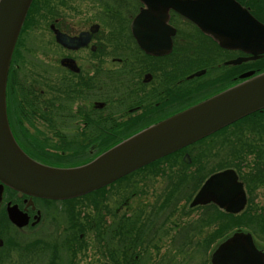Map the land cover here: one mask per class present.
Here are the masks:
<instances>
[{"label":"flooded vegetation","instance_id":"af4514ba","mask_svg":"<svg viewBox=\"0 0 264 264\" xmlns=\"http://www.w3.org/2000/svg\"><path fill=\"white\" fill-rule=\"evenodd\" d=\"M189 8L196 18L173 8L164 12L160 0H34L6 88L8 121L20 147L48 165L83 164L142 128L264 71V0ZM199 142L91 195L49 199L4 186L0 264H211L218 245L242 229H226L225 214L246 210L248 184L232 167L246 204L229 213L215 202L191 206L209 174L201 183L193 176L211 165L226 168L228 150L252 153L253 159L263 151L264 112ZM180 176L197 186L178 201L172 187L185 180ZM12 207L16 219L9 214ZM211 212L217 213V225L208 224ZM163 216L171 217L162 224Z\"/></svg>","mask_w":264,"mask_h":264},{"label":"water","instance_id":"95a60500","mask_svg":"<svg viewBox=\"0 0 264 264\" xmlns=\"http://www.w3.org/2000/svg\"><path fill=\"white\" fill-rule=\"evenodd\" d=\"M32 0H0V197L6 185L18 192L49 199L78 196L200 139L264 108V72L132 134L91 161L73 167L43 164L25 153L9 126L6 107L8 69L21 26ZM161 10L174 8L196 18L190 6L217 8L218 0H160ZM248 75V74H246ZM246 75H243L246 76ZM189 161L187 155L184 157ZM243 184L232 169L211 175L192 205L215 202L229 212L245 204ZM16 208H9L16 219ZM211 264H264V251L249 232H234L211 255Z\"/></svg>","mask_w":264,"mask_h":264},{"label":"trees","instance_id":"16d2710c","mask_svg":"<svg viewBox=\"0 0 264 264\" xmlns=\"http://www.w3.org/2000/svg\"><path fill=\"white\" fill-rule=\"evenodd\" d=\"M33 3V2H32ZM264 112V110L262 111ZM259 111H255L252 114H257V113H262ZM245 118V117H244ZM223 131V128L215 133H213L211 136L219 134ZM204 141V139H202L200 142ZM199 142V143H200ZM228 144H233L232 140L230 139L229 141H227ZM170 156H172V154L167 155L165 157H162L163 160H166L168 158H170ZM162 158L154 161H161ZM253 162L255 163L254 165H256L255 167H257V173H256V179H253V188H257L258 186L261 185V183H264V150H257L256 151V155L255 158L253 159ZM227 165H231L230 163H228ZM125 177V176H124ZM120 178L118 180H116L115 182H120L123 180V178ZM182 178H184L185 180L181 183V182H176L175 185H173L172 189H175L177 191L176 193V198L178 201L182 198H184L187 195V191L189 190L190 192L192 191L193 187L197 184L194 183L193 187H191L192 185H188V177L186 178V176H180ZM194 178V182L197 180V182H199L201 180V175H196L193 176ZM101 189H104V187L92 191L86 195H91L93 193H96L98 191H100ZM190 192L188 194H190ZM170 194V193H169ZM216 212H211L209 219H208V224H214L216 223L217 225V220L215 219L216 216ZM226 216V221H225V227L226 229L228 228H232L234 226H246L247 228L253 229V232L256 234H264V207L262 206H257L255 204V207H253V210H251L249 207L248 209H246L240 216L237 215H232V214H225ZM171 216H163L161 217L162 220V224H164L166 221H168L170 219ZM178 218H181L180 216ZM180 224V223H179ZM132 225H136V221L132 222ZM186 225V223L184 222V226ZM219 229L216 228L214 232H212L211 237H210V241H212L216 235H218ZM134 251H137L136 249H133Z\"/></svg>","mask_w":264,"mask_h":264},{"label":"rangeland","instance_id":"374dc122","mask_svg":"<svg viewBox=\"0 0 264 264\" xmlns=\"http://www.w3.org/2000/svg\"><path fill=\"white\" fill-rule=\"evenodd\" d=\"M232 152L235 153V151L228 150L227 153L230 155L225 156V158H226L225 165L230 163L231 164L230 166L239 168L240 171L243 173V176H245L244 179L247 180L248 189H249V192H248L249 204L247 205V207H249L251 210H253V207H255V204L257 206L264 207V183L261 184L260 186H258L257 188H253V169L250 168L251 167L250 165L253 163V154L245 152L243 150H238V152L235 154H233ZM193 154L195 156V151H193ZM255 166L256 165H254V167ZM215 169H216V166L211 165L209 167V169L199 171V173L201 174V177H205L206 174H210V173L214 172ZM202 180H204V179H202ZM199 183H201V182L199 181ZM196 186L197 185H195L194 187H196ZM189 192L190 191L188 190L187 194ZM183 217H185V216H183ZM256 235L258 238V239L255 238L257 244L260 246H264V234L260 235V234L256 233Z\"/></svg>","mask_w":264,"mask_h":264}]
</instances>
